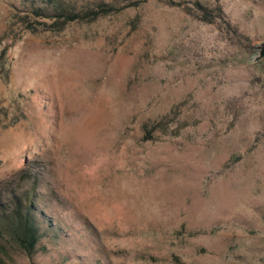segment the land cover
Instances as JSON below:
<instances>
[{
	"label": "rangeland",
	"instance_id": "1",
	"mask_svg": "<svg viewBox=\"0 0 264 264\" xmlns=\"http://www.w3.org/2000/svg\"><path fill=\"white\" fill-rule=\"evenodd\" d=\"M132 1L0 0V264H264V0Z\"/></svg>",
	"mask_w": 264,
	"mask_h": 264
},
{
	"label": "trees",
	"instance_id": "2",
	"mask_svg": "<svg viewBox=\"0 0 264 264\" xmlns=\"http://www.w3.org/2000/svg\"><path fill=\"white\" fill-rule=\"evenodd\" d=\"M149 1L151 0H134L127 7H138ZM160 1L166 3L169 6L181 7L180 3L174 2L173 0ZM46 6L48 7V4L45 3L44 9L43 7H36L33 10V14L41 18L54 19L55 23L60 24H66L74 21H83L86 19L93 20L100 16H106L110 13H117L123 9L122 7L120 8L105 3H99L94 8H87L84 11L77 12L72 9H67L56 3L53 7L54 11L48 13V11H45L47 8ZM194 7L197 9L199 14L209 22L217 18L215 16L211 17V12L206 9V7L199 5L198 3H194ZM215 10L219 14L221 13L219 8H216ZM226 25L228 27L229 23L226 22ZM36 213L37 207L35 203H31V205L25 209H17L7 219L8 230L12 234L15 243L24 253L30 257L34 256L38 252L39 243L45 236H47L48 230H50L46 228L44 231L45 226H52V218L46 215L45 210H40V214L43 217L42 220H39L38 217H36ZM45 222L47 224L44 226Z\"/></svg>",
	"mask_w": 264,
	"mask_h": 264
},
{
	"label": "water",
	"instance_id": "3",
	"mask_svg": "<svg viewBox=\"0 0 264 264\" xmlns=\"http://www.w3.org/2000/svg\"><path fill=\"white\" fill-rule=\"evenodd\" d=\"M263 57H264V42H262V43L259 45L258 55L255 57L254 61H255V62H258V61H260Z\"/></svg>",
	"mask_w": 264,
	"mask_h": 264
}]
</instances>
